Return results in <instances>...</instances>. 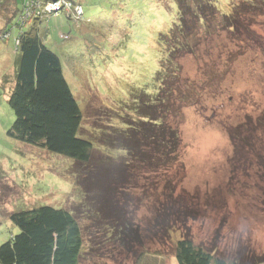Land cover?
Here are the masks:
<instances>
[{
	"label": "rangeland",
	"instance_id": "374dc122",
	"mask_svg": "<svg viewBox=\"0 0 264 264\" xmlns=\"http://www.w3.org/2000/svg\"><path fill=\"white\" fill-rule=\"evenodd\" d=\"M231 1L217 7L228 13ZM80 2L84 21L59 14L40 33L95 143L87 163L8 136L5 78L20 29L0 41V244L18 232L11 212L50 205L80 222L81 264H179L181 237L218 258L264 264V15L246 23L250 35L198 36L196 53L178 57L177 86L191 89L180 95L155 81L160 35L179 16L174 0Z\"/></svg>",
	"mask_w": 264,
	"mask_h": 264
},
{
	"label": "trees",
	"instance_id": "16d2710c",
	"mask_svg": "<svg viewBox=\"0 0 264 264\" xmlns=\"http://www.w3.org/2000/svg\"><path fill=\"white\" fill-rule=\"evenodd\" d=\"M22 1L20 7L17 0H0V25L3 23L0 41L10 38L13 27L20 29L15 39V73L5 78L8 83L5 86L10 89L8 102L15 115L7 134L87 163L92 158L95 143L81 134L83 113L65 76L61 58L40 33V23L48 22L51 17L65 14L70 21L80 24L85 11L78 19L73 11L49 14L46 10L49 0ZM67 1L72 3V8L77 3L83 7L80 0ZM174 1L179 16L169 33L160 35L163 55L155 81L159 89L167 86L181 95L182 91L191 89L182 90L177 86L178 57L196 53L200 42L197 37H210L219 33L216 29L242 35L246 29L250 35V25L247 28L246 23L255 19L252 17L264 15V0H232L228 13L219 10L217 0ZM29 23L33 24L23 31ZM60 37L71 38L69 33H62ZM145 118L142 117L148 120ZM9 219L18 227V232L0 244V264H81L83 228L70 210L43 205L13 211ZM174 252L179 264H250L240 259L218 258L188 237L175 242ZM253 264H258V259Z\"/></svg>",
	"mask_w": 264,
	"mask_h": 264
},
{
	"label": "built area",
	"instance_id": "2783aa9c",
	"mask_svg": "<svg viewBox=\"0 0 264 264\" xmlns=\"http://www.w3.org/2000/svg\"><path fill=\"white\" fill-rule=\"evenodd\" d=\"M46 10L49 14L57 15L60 11L70 14L72 11L78 19L84 14L83 7L80 4H75L72 8V3L67 0H49Z\"/></svg>",
	"mask_w": 264,
	"mask_h": 264
},
{
	"label": "crops",
	"instance_id": "0c3cea01",
	"mask_svg": "<svg viewBox=\"0 0 264 264\" xmlns=\"http://www.w3.org/2000/svg\"><path fill=\"white\" fill-rule=\"evenodd\" d=\"M12 86H13V85H12ZM12 86H11V87H12ZM11 87H10V88H11ZM11 114H12V113H11ZM9 117H10V116H9Z\"/></svg>",
	"mask_w": 264,
	"mask_h": 264
}]
</instances>
